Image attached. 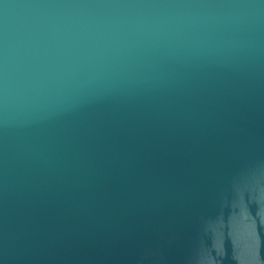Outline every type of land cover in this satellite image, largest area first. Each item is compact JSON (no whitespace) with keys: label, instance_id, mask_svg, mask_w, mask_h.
Here are the masks:
<instances>
[{"label":"water","instance_id":"1","mask_svg":"<svg viewBox=\"0 0 264 264\" xmlns=\"http://www.w3.org/2000/svg\"><path fill=\"white\" fill-rule=\"evenodd\" d=\"M0 264H264V0H0Z\"/></svg>","mask_w":264,"mask_h":264}]
</instances>
